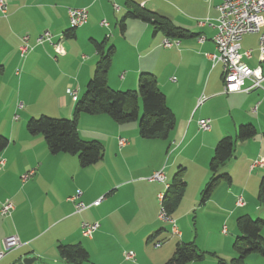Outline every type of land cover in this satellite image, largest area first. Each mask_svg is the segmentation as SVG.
Returning <instances> with one entry per match:
<instances>
[{
  "label": "crops",
  "instance_id": "1",
  "mask_svg": "<svg viewBox=\"0 0 264 264\" xmlns=\"http://www.w3.org/2000/svg\"><path fill=\"white\" fill-rule=\"evenodd\" d=\"M220 2L131 0L132 5L156 13L184 31L183 37L174 40L177 46L163 48L166 37L140 20H126L124 30L120 29L119 22L129 11L125 0H8V14H0V135L8 139L0 154L4 160L0 204L9 200L14 211L9 217L0 215V251L3 240L10 236L18 238L20 247L6 254L0 264H18L24 258H34L33 264H68L60 257L58 246L76 244L88 254L84 264H163L177 244L189 242L201 250L213 244L214 253L225 264L235 257L236 219L242 215L264 219V207L257 199L264 175V94L262 89L225 94L222 66H213L206 56L215 53L212 38ZM68 8H86L88 19L75 29L73 37L61 41L64 54L56 55L47 42L36 45L35 39L45 31L54 42L60 41L69 28ZM101 21L108 27H102ZM25 36L32 49L21 58L19 46ZM252 36L257 35L243 37L241 49L253 51L247 64L264 77V62L257 60V46L250 45ZM198 38L204 41L199 43ZM79 39L82 46H77ZM91 40H107L114 47L106 77L112 90L134 91L140 73L153 74L176 121L167 138L142 139L137 121L118 124L104 114H80L79 137L103 147L99 162L80 168L75 156L50 154L41 135L28 134L26 123L40 116L72 118L76 101L66 91H76L79 100L94 74L98 55L93 46L88 47ZM261 86L264 88V82ZM202 119L211 120L209 132L199 130L197 122ZM244 124H252L257 134L237 142L233 157L220 170L219 174L230 176V184L220 182L204 203H198L199 193L211 177L208 164L217 142L233 136ZM119 139L127 145L120 147ZM193 142V154L185 156ZM257 159H263L262 165L251 169ZM189 163L197 164V170L190 171ZM182 166L186 187L171 214L180 235H172L158 220L157 196L166 192ZM31 170L34 174L23 182L21 176ZM160 171L164 183L148 181ZM189 179L196 185L190 195ZM76 191H81L80 202L86 206L103 200L97 207L76 213L74 203L67 201ZM239 197L243 206L236 205ZM195 212L201 216L199 223H212L219 229L217 238L206 233L202 246L194 224L187 223ZM82 223L99 224L92 238L82 236ZM194 223L197 227V221ZM226 224L232 227L229 235ZM261 234L264 238V226ZM128 251L134 253L133 260L123 258ZM190 264L218 263L206 258ZM246 264L264 261L252 255Z\"/></svg>",
  "mask_w": 264,
  "mask_h": 264
},
{
  "label": "trees",
  "instance_id": "2",
  "mask_svg": "<svg viewBox=\"0 0 264 264\" xmlns=\"http://www.w3.org/2000/svg\"><path fill=\"white\" fill-rule=\"evenodd\" d=\"M129 11L120 20L119 26L123 31L126 20H140L149 24L153 32L162 33L167 39L175 40L184 36V31L175 27L166 18L146 9H141L125 0ZM74 29H68L63 35L71 38ZM98 55L94 74L87 82L83 96L76 100L72 118H52L40 116L31 118L26 123L29 135H41L44 138L47 150L52 155L68 154L77 158L80 168H87L102 159L103 147L97 141H84L78 134V117L80 114H104L118 124L133 121L138 123V133L142 139H165L175 126V116L166 104L165 96L158 87L156 77L150 73H140L137 79V90L117 91L112 90L106 77L110 69L114 47L107 45V40L102 42L90 41ZM257 134L252 124L240 125L233 136L221 138L209 160L208 169L211 177L202 192L201 204L210 196L212 190L220 183L230 184L228 174H219L220 170L233 157L237 142L253 139ZM8 139L0 135V154L6 149ZM184 168H179L174 174L172 183L164 193V207L171 216L180 203L186 187L183 180ZM258 202L264 207V175L259 184L257 195ZM264 219L252 218L242 215L236 219L238 235L234 238L232 249L235 257L230 264H246V259L258 255L264 261V238L262 228ZM58 253L68 264H84L88 254L79 244L59 245ZM205 252L194 243H179L176 245L171 257L163 264H190L201 261ZM217 259L218 264H225L222 259Z\"/></svg>",
  "mask_w": 264,
  "mask_h": 264
},
{
  "label": "built area",
  "instance_id": "3",
  "mask_svg": "<svg viewBox=\"0 0 264 264\" xmlns=\"http://www.w3.org/2000/svg\"><path fill=\"white\" fill-rule=\"evenodd\" d=\"M117 10V8H115ZM218 17L216 19L215 34L212 41L215 45V53L206 55L211 61L212 65L221 64L222 66V79L224 83V93H249L255 89H262L264 94V88L261 86L264 82V77L260 74L259 69H251L247 61L252 58L253 51L251 49L242 51L241 42L246 35L258 36V62H264V0H221L217 7ZM0 14L6 17L8 14V0H0ZM67 18L70 29H77L87 23L88 12L86 8H68ZM100 25L107 28L108 23L101 21ZM53 36L45 31L41 33L36 39V45H41L45 42L49 43L56 55H63L62 45L60 41L54 42ZM62 40V37L60 38ZM203 38H198V42L202 43ZM163 48H171L177 46V41L165 38L161 43ZM32 49L28 44V37L21 38V44L19 46L20 57L24 58L26 54ZM173 81L175 79H172ZM249 82V85H247ZM67 94L73 101L77 100V93L71 89H67ZM202 102L199 101V104ZM198 128L202 132H209L211 130V120L202 119L197 122ZM118 145L123 147L127 145L126 140L119 139ZM263 159L255 160L251 169L261 166ZM4 167V160L0 159V170ZM34 172L28 171L21 176V180L25 182L31 177ZM164 174L162 171L154 173L148 181L164 183ZM167 189V188H166ZM81 191L69 197L67 201L74 203L75 212L80 213L86 210L89 206L97 207L103 200V197L94 201L91 205L86 206L80 202ZM160 204L158 220L163 224L170 225V233L172 235H180L174 220L167 213L164 207V194L160 193L157 196ZM237 206H243L244 202L241 197L236 201ZM14 211V205L5 200L0 204V215L2 217L11 216ZM99 228L98 223H82L81 234L84 238H92L94 232ZM222 233L226 234V227H223ZM160 244L157 243L156 247ZM20 247V242L16 236H10L3 240L2 250L0 251V262L3 260L6 254ZM123 258L125 260H133L134 253L131 251L123 252Z\"/></svg>",
  "mask_w": 264,
  "mask_h": 264
},
{
  "label": "rangeland",
  "instance_id": "4",
  "mask_svg": "<svg viewBox=\"0 0 264 264\" xmlns=\"http://www.w3.org/2000/svg\"><path fill=\"white\" fill-rule=\"evenodd\" d=\"M150 1H152V0H144V2H150ZM122 4V3H121ZM120 7H121V5H120ZM123 12V11H122ZM110 15V18L111 19H108L109 20V22L112 24V27H113V25H114V22H113V17L111 16V14H109ZM118 16V15H117ZM69 29V28H68ZM76 30H78V29H76ZM161 34V33H160ZM62 37V40H64V35H61L60 36V38ZM251 38V39H250ZM249 39H250V41H251V43H250V45H252V47H254V48H256V46H257V48H258V36H252V37H250ZM62 40H60V42L62 41ZM84 41V40H83ZM70 42H72V40L70 41ZM87 43V42H86ZM77 46H82V41H81V39H79V41L77 42ZM91 44L89 45L88 44V47H90L91 48ZM94 49V48H93ZM258 54V53H257ZM254 56H256V53H255V55ZM138 79V78H137ZM136 90H137V88H136ZM135 91V90H134ZM122 92H124V91H122ZM78 99V98H77ZM19 108H22V106L21 105H19L18 106ZM17 116L16 117H14V120H17ZM62 119H65V118H62ZM195 145V142H193V144H192V146H191V149H187L186 150V153H184V155L185 156H187V154L188 153H190V154H193V146ZM189 165H190V171H196L197 170V164H196V166L195 165H193V163H189ZM181 168H184V166H182ZM191 168H194V170H191ZM179 169V168H178ZM178 171V170H177ZM176 171V172H177ZM183 176H184V172H183ZM190 177L191 178H193V176H192V173H190ZM183 180H184V178H183ZM185 181V180H184ZM188 190H187V193H188V195H190V193H191V191H194V189L196 188V185H194L193 184V182H192V179H189V181H188ZM204 188H205V186H204ZM204 188L202 189V191L199 193V200H198V203L199 202H201L200 200H201V197H202V192H203V190H204ZM194 193V192H193ZM185 198H186V196H185ZM262 208H263V206H261ZM159 209H160V207H159ZM197 212H195V213H193L191 216H190V218H189V220H187V223L189 222V223H191L192 225L194 224V228L196 229V232H197V238H198V242H199V244H201V246H202V244H203V242H204V236H205V234L206 233H212V235H214V237H216L217 238V226H215L214 224H210V226H207L209 223L207 222H203V223H199V219H200V217L201 216H199L198 214H196ZM158 214H159V211H158ZM257 218V217H256ZM195 221H197V227L195 226V224L196 223H194ZM176 225V224H175ZM234 226V230H235V232L237 233V235H238V232L236 231V227H235V225H233ZM164 227H165V230L169 233L170 232V225L169 224H164ZM226 227L228 228V233H227V235H229L230 234V229L232 228L231 226H230V224H226ZM219 230V229H218ZM234 241V240H233ZM207 247H204V248H206L205 250L204 249H202V251L203 252H205V255H204V258L201 260V261H203L204 259H206V258H214V259H216L215 258V256L217 257V255L214 253V250L215 249H213V248H215L214 247V245L213 244H209V245H206ZM201 250V249H200ZM253 256H257L258 257V255H253ZM219 258V257H218ZM217 260V259H216ZM223 260V259H222ZM231 261V260H230ZM231 262H229V264H230Z\"/></svg>",
  "mask_w": 264,
  "mask_h": 264
},
{
  "label": "water",
  "instance_id": "5",
  "mask_svg": "<svg viewBox=\"0 0 264 264\" xmlns=\"http://www.w3.org/2000/svg\"><path fill=\"white\" fill-rule=\"evenodd\" d=\"M34 260H35L34 258H24L18 264H33Z\"/></svg>",
  "mask_w": 264,
  "mask_h": 264
}]
</instances>
